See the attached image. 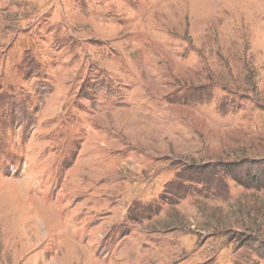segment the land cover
Segmentation results:
<instances>
[{
    "label": "rangeland",
    "instance_id": "1",
    "mask_svg": "<svg viewBox=\"0 0 264 264\" xmlns=\"http://www.w3.org/2000/svg\"><path fill=\"white\" fill-rule=\"evenodd\" d=\"M0 264H264V0H0Z\"/></svg>",
    "mask_w": 264,
    "mask_h": 264
}]
</instances>
